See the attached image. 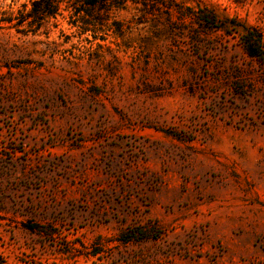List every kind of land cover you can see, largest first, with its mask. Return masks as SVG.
<instances>
[{
  "label": "rangeland",
  "instance_id": "1",
  "mask_svg": "<svg viewBox=\"0 0 264 264\" xmlns=\"http://www.w3.org/2000/svg\"><path fill=\"white\" fill-rule=\"evenodd\" d=\"M34 1L0 0V264H264V0Z\"/></svg>",
  "mask_w": 264,
  "mask_h": 264
},
{
  "label": "trees",
  "instance_id": "2",
  "mask_svg": "<svg viewBox=\"0 0 264 264\" xmlns=\"http://www.w3.org/2000/svg\"><path fill=\"white\" fill-rule=\"evenodd\" d=\"M33 13L39 14L41 17L52 16L55 14V7L57 5L56 0H36L32 3ZM89 6H96L102 8L105 6L103 0L99 2L90 1ZM39 19V17H38ZM204 20V19H203ZM206 22V27L211 29L219 28L213 18H210ZM239 43L244 53L250 58L256 61L260 66L264 67V43L260 34L255 29H243V34L240 35Z\"/></svg>",
  "mask_w": 264,
  "mask_h": 264
}]
</instances>
